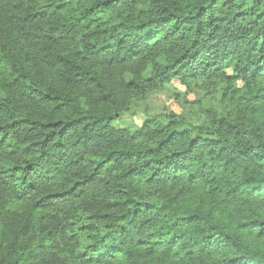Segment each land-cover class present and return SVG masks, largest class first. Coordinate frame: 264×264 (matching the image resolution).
I'll return each mask as SVG.
<instances>
[{
	"label": "trees",
	"instance_id": "16d2710c",
	"mask_svg": "<svg viewBox=\"0 0 264 264\" xmlns=\"http://www.w3.org/2000/svg\"><path fill=\"white\" fill-rule=\"evenodd\" d=\"M0 264H264V0H0Z\"/></svg>",
	"mask_w": 264,
	"mask_h": 264
},
{
	"label": "rangeland",
	"instance_id": "374dc122",
	"mask_svg": "<svg viewBox=\"0 0 264 264\" xmlns=\"http://www.w3.org/2000/svg\"><path fill=\"white\" fill-rule=\"evenodd\" d=\"M127 78H131L130 74H127ZM175 85L183 90L184 88L175 82ZM203 93L195 90L192 94L184 96L181 100L171 97L168 93H161L152 95L147 101L136 104V107L130 113L122 116L121 119L115 122L117 126H124L126 124L141 125L146 119L148 113L156 114L173 110L181 112L185 101L202 98Z\"/></svg>",
	"mask_w": 264,
	"mask_h": 264
}]
</instances>
